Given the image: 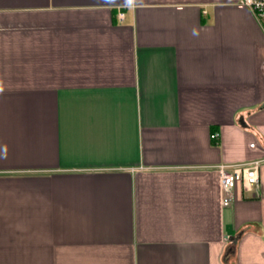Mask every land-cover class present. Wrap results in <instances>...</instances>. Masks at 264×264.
<instances>
[{
  "label": "crops",
  "instance_id": "crops-1",
  "mask_svg": "<svg viewBox=\"0 0 264 264\" xmlns=\"http://www.w3.org/2000/svg\"><path fill=\"white\" fill-rule=\"evenodd\" d=\"M263 68L238 0H0V264H264Z\"/></svg>",
  "mask_w": 264,
  "mask_h": 264
},
{
  "label": "built area",
  "instance_id": "built-area-1",
  "mask_svg": "<svg viewBox=\"0 0 264 264\" xmlns=\"http://www.w3.org/2000/svg\"><path fill=\"white\" fill-rule=\"evenodd\" d=\"M238 5L250 9L264 31V0H238ZM210 137L217 139L218 134L213 133ZM259 166L260 161L258 160L245 164H220L218 166L223 206L231 203L232 191L238 184L245 189H250L258 183Z\"/></svg>",
  "mask_w": 264,
  "mask_h": 264
}]
</instances>
